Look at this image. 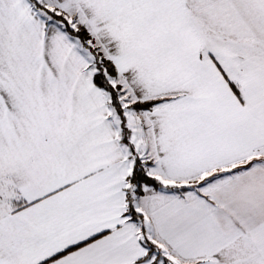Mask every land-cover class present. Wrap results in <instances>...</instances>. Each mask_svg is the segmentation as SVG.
Returning <instances> with one entry per match:
<instances>
[{"label": "snow or ice", "instance_id": "1", "mask_svg": "<svg viewBox=\"0 0 264 264\" xmlns=\"http://www.w3.org/2000/svg\"><path fill=\"white\" fill-rule=\"evenodd\" d=\"M0 264H264V0H0Z\"/></svg>", "mask_w": 264, "mask_h": 264}]
</instances>
